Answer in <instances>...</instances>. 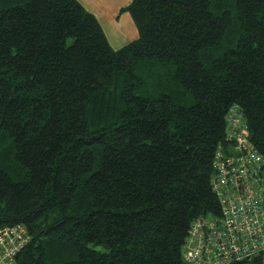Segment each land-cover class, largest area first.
<instances>
[{
    "label": "trees",
    "instance_id": "obj_1",
    "mask_svg": "<svg viewBox=\"0 0 264 264\" xmlns=\"http://www.w3.org/2000/svg\"><path fill=\"white\" fill-rule=\"evenodd\" d=\"M124 10L138 35L116 50L79 0H0V227L28 229L20 264H183L192 221L220 213L230 105L264 154V0Z\"/></svg>",
    "mask_w": 264,
    "mask_h": 264
},
{
    "label": "built area",
    "instance_id": "obj_2",
    "mask_svg": "<svg viewBox=\"0 0 264 264\" xmlns=\"http://www.w3.org/2000/svg\"><path fill=\"white\" fill-rule=\"evenodd\" d=\"M225 133L210 181L220 213L192 221L182 259L191 264H232L256 258L264 264V154L251 141L237 104L225 113ZM30 241L22 223L0 227V264H20L17 256Z\"/></svg>",
    "mask_w": 264,
    "mask_h": 264
},
{
    "label": "crops",
    "instance_id": "obj_3",
    "mask_svg": "<svg viewBox=\"0 0 264 264\" xmlns=\"http://www.w3.org/2000/svg\"><path fill=\"white\" fill-rule=\"evenodd\" d=\"M84 7L95 14L97 17L102 29L104 30H113L116 37L120 27L124 29V34L126 37H132L136 35V30L134 27L133 19L126 14L124 11H121L122 7L127 5L130 0H79ZM127 22L128 27H125L123 24ZM107 37V36H106ZM108 38V37H107ZM123 39V38H122ZM117 40H120L117 39ZM109 41V40H108ZM122 41V40H120Z\"/></svg>",
    "mask_w": 264,
    "mask_h": 264
},
{
    "label": "rangeland",
    "instance_id": "obj_4",
    "mask_svg": "<svg viewBox=\"0 0 264 264\" xmlns=\"http://www.w3.org/2000/svg\"><path fill=\"white\" fill-rule=\"evenodd\" d=\"M124 12L126 13V14H129V16L131 17V15H130V13H129V11H127V10H124ZM131 19H132V17H131ZM134 22V21H133ZM134 24V27H135V30H136V35L135 36H132V37H126L127 35L126 34H124V29H122L121 27H120V29H119V32H118V36L116 37V34H114V32H113V30L111 31V30H103L104 31V33H105V35L108 37L107 39L109 40V43H110V45H111V47L113 48V49H119V47H121L122 45H124L125 43H127V42H129V41H131V40H133L134 38H136L137 37V35H138V29H137V26H136V24L135 23H133ZM125 27H128V23L127 22H125L124 24H123ZM116 33V32H115ZM120 38V40H122V41H120V40H117V39H119ZM123 38V39H122ZM97 249H103V247L102 246H100V245H98L97 246ZM183 264H191V263H186V262H184Z\"/></svg>",
    "mask_w": 264,
    "mask_h": 264
}]
</instances>
